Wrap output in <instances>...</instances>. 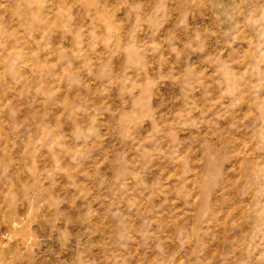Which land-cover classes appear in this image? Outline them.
Listing matches in <instances>:
<instances>
[{
    "label": "rangeland",
    "instance_id": "1",
    "mask_svg": "<svg viewBox=\"0 0 264 264\" xmlns=\"http://www.w3.org/2000/svg\"><path fill=\"white\" fill-rule=\"evenodd\" d=\"M0 264H264V0H0Z\"/></svg>",
    "mask_w": 264,
    "mask_h": 264
}]
</instances>
